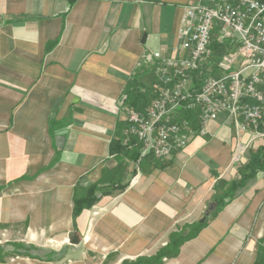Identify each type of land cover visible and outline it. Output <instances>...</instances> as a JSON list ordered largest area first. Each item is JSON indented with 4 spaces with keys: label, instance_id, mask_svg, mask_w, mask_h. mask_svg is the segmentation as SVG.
I'll return each mask as SVG.
<instances>
[{
    "label": "crops",
    "instance_id": "1",
    "mask_svg": "<svg viewBox=\"0 0 264 264\" xmlns=\"http://www.w3.org/2000/svg\"><path fill=\"white\" fill-rule=\"evenodd\" d=\"M213 1L0 0V229L20 233L4 242L57 255L0 264L134 263L180 232L190 239L162 264H264V172L208 211L215 185L237 173L224 116L167 160L139 159L134 143L108 152L123 144L130 77L153 84L148 54L170 57L187 5ZM92 186L106 194L73 222Z\"/></svg>",
    "mask_w": 264,
    "mask_h": 264
},
{
    "label": "built area",
    "instance_id": "2",
    "mask_svg": "<svg viewBox=\"0 0 264 264\" xmlns=\"http://www.w3.org/2000/svg\"><path fill=\"white\" fill-rule=\"evenodd\" d=\"M181 19L171 56L148 54L159 96L145 113L124 109L123 145H138L139 159L167 160L224 116L239 139L232 163L240 164L264 139V0L190 3ZM216 44L225 48L217 61Z\"/></svg>",
    "mask_w": 264,
    "mask_h": 264
},
{
    "label": "trees",
    "instance_id": "3",
    "mask_svg": "<svg viewBox=\"0 0 264 264\" xmlns=\"http://www.w3.org/2000/svg\"><path fill=\"white\" fill-rule=\"evenodd\" d=\"M56 45L55 43L49 44L46 47V50H49L53 48ZM225 48L223 46L214 45V51H221L223 53ZM145 71V70H144ZM148 71V70H147ZM146 71V72H147ZM139 73H135L133 76L130 77V80L126 84L120 101L119 105L120 108L124 109H132L140 113H145V110L147 107L151 104L153 100H155L158 96V89L161 83L155 79L153 84L146 85L142 84L141 79H139ZM186 118H190L193 122L194 129L197 128V114H188L185 115ZM108 152L110 155L117 156L119 153H125L126 147L123 146L122 140L117 138L114 139L109 147ZM251 153L250 159L248 160V165L242 169L237 170V176H239V180L234 179L232 182H224L220 181L217 183L214 187L215 195L212 199V204L215 207V210L213 212V215H217L221 209L225 206L226 203H229L233 200L235 196V192L245 187V185L249 182V180L253 179L258 173L264 171V145L262 147H259L256 151L252 152L249 151V154ZM138 152L134 153L133 157H136V160ZM248 154V155H249ZM236 176V177H237ZM227 183L222 184L223 187L219 186L221 183ZM126 186H121L120 189H124ZM222 188V189H221ZM221 189V190H220ZM99 192V195L97 193ZM106 192L100 190L97 188V186H92L89 188V190L86 192V195L84 198H77L75 197L73 202V222L75 221V218L79 216L84 209H89L93 205H95L104 195ZM204 225H200L197 227L195 233L192 234V237H194L199 230ZM170 241L169 243L158 252V254L155 257L149 258V259H137L134 261V263L129 262H123L122 264H162L163 258H174L178 256V250L179 247L186 241H188L190 238L188 235H184L183 232L177 233V234H171L169 236ZM15 254L14 255H4V252L7 250V248L10 247H3L0 248V262H4L6 257L7 258H15V257H24L29 259H37L41 261H51L52 257L55 258L57 255L51 251L44 252L34 246H27L24 244H14L12 245ZM7 247V248H6ZM255 264H259V261ZM261 264V263H260Z\"/></svg>",
    "mask_w": 264,
    "mask_h": 264
},
{
    "label": "rangeland",
    "instance_id": "4",
    "mask_svg": "<svg viewBox=\"0 0 264 264\" xmlns=\"http://www.w3.org/2000/svg\"><path fill=\"white\" fill-rule=\"evenodd\" d=\"M221 56H222V53H221V51H216V53H215V57L213 58L215 61H217L218 59H219V57L221 58ZM240 61V60H239ZM238 67V65H236V66H234V68H237ZM152 77V76H151ZM153 78H154V76H153ZM262 145H264V139H262V140H258V141H256V143H254L253 144V146H252V152H254V151H256L259 147H262ZM250 156H251V153L248 155V156H246V157H244V160L242 161V162H240V164H234L233 166L238 170V169H242V168H244V167H246L247 165H248V160L250 159ZM146 157H148V156H146ZM232 162H233V159H232ZM233 164V163H232ZM264 172V171H263ZM260 173H262V172H260ZM236 176H237V173H236ZM237 178V180H239L240 178H239V176H237V177H234V179H236ZM232 181H234V180H232ZM231 181V182H232ZM230 183V182H229ZM222 184H227V183H221L219 186L221 187H223V185ZM222 189V188H221ZM220 189V190H221ZM22 231L23 230H21V231H19V232H21L22 233ZM19 235H20V233H19ZM18 235V232H16L14 229H5V228H3V229H0V248H2L3 246L5 247V246H9L10 248H7V250L4 252V255H14L15 254V250H14V248H13V246L12 245H14V244H17V243H12V242H4V239H7V240H13L15 237H17V236H19ZM3 241V242H2ZM3 243V244H2ZM7 258V257H6Z\"/></svg>",
    "mask_w": 264,
    "mask_h": 264
},
{
    "label": "water",
    "instance_id": "5",
    "mask_svg": "<svg viewBox=\"0 0 264 264\" xmlns=\"http://www.w3.org/2000/svg\"><path fill=\"white\" fill-rule=\"evenodd\" d=\"M208 208H209L208 209L209 212H212L214 210V206L213 205H210ZM209 212L206 213V216L208 215ZM206 216L203 219H201L199 221V223L204 224V222L206 220ZM70 241H71L70 244L73 245V246L79 245L81 243V240H79L77 237H72L70 239Z\"/></svg>",
    "mask_w": 264,
    "mask_h": 264
}]
</instances>
